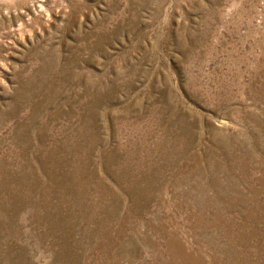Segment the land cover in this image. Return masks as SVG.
Masks as SVG:
<instances>
[{
	"label": "rangeland",
	"instance_id": "rangeland-1",
	"mask_svg": "<svg viewBox=\"0 0 264 264\" xmlns=\"http://www.w3.org/2000/svg\"><path fill=\"white\" fill-rule=\"evenodd\" d=\"M0 264H264V0H0Z\"/></svg>",
	"mask_w": 264,
	"mask_h": 264
}]
</instances>
